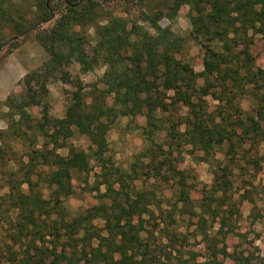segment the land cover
I'll use <instances>...</instances> for the list:
<instances>
[{
	"label": "trees",
	"instance_id": "1",
	"mask_svg": "<svg viewBox=\"0 0 264 264\" xmlns=\"http://www.w3.org/2000/svg\"><path fill=\"white\" fill-rule=\"evenodd\" d=\"M54 1L0 0V64L4 49L16 48L31 33L50 54L40 69L25 77L20 99L9 97L5 104L8 116L18 117L12 123L36 127L42 144L30 149L23 161L15 152L7 156L3 147L9 129L14 128L12 123L0 132V169L9 188L5 197L0 196V221H4V208L15 211L18 220L12 225L16 233L30 238L9 235L13 245L24 246L21 264H165L175 250L171 234L164 228L160 233L166 240L167 258L153 251L141 236L144 215L153 217L151 206L160 208L162 202L154 200V191L138 189L134 181L154 178L168 185L163 157L172 162L174 156L177 161L188 145L192 155L203 151L202 159L215 167L210 194L202 198L201 211L195 212L209 251L200 264H221L219 256L232 258V264H252L249 256L231 252L225 239L240 235L239 203L244 199L254 203L247 189L239 200L234 198L233 176L236 170L241 174L260 168L264 161V69L249 50L256 35L264 38V0H184L190 6L189 37L160 24L174 3L166 11L142 12L131 20L104 16L99 0H57L65 10L54 25L44 28L55 17ZM91 29L95 43L88 50ZM187 40L204 48L203 71H196L182 58ZM72 64L82 73L100 65L105 71L87 88L67 69ZM51 80L75 86L63 117L51 116L43 101ZM245 97L252 99L251 111L241 105ZM210 98L217 104H211ZM31 106L42 108L43 121L35 125L28 110ZM138 115L146 120L142 132L147 141L156 146L155 138L164 134L166 142L146 147L135 155L130 169L124 170L116 165L108 135L121 117ZM75 132L89 139L91 154L68 144ZM64 147L68 148L66 155L58 152ZM219 148L222 160L215 156ZM11 161L16 168L4 172L1 166ZM95 167L99 171L90 188L101 203L71 215L64 200L73 193L74 176L78 174L83 184L90 185ZM168 169L178 176L172 184L180 192L177 203H186L190 198L185 171L175 167L174 160ZM42 182L50 189L48 198L39 187ZM261 192L264 195V186ZM97 219L104 226L95 224ZM208 224H218L214 235L207 232ZM18 259L13 255L7 260L16 264ZM259 262L264 264V257ZM177 264L188 262L180 259Z\"/></svg>",
	"mask_w": 264,
	"mask_h": 264
},
{
	"label": "rangeland",
	"instance_id": "2",
	"mask_svg": "<svg viewBox=\"0 0 264 264\" xmlns=\"http://www.w3.org/2000/svg\"><path fill=\"white\" fill-rule=\"evenodd\" d=\"M102 14L109 15L115 14L127 17L131 20L137 19L142 12H155L158 10L168 9V6L173 4V9L166 12L161 20L160 24L164 27H170L174 32L181 34L185 37H189L191 31V23L189 19L190 6L184 2V0H99ZM54 4L57 8L55 17L51 22L44 24V28H50L59 19L61 14L65 10V5L60 1L55 0ZM91 42L86 49L90 50L94 45V30H90ZM187 47L183 52L182 58L187 60L196 71H203L205 50L197 42L187 40ZM250 52L255 56L258 66L264 69V38L261 34L256 35L255 43L250 47ZM50 59V54L39 43L35 33H31L29 36L22 37L19 40V44L16 48L6 47L3 51V60L0 64V132L7 128L12 122H16L18 117L13 119L8 116V107L5 105L9 97L20 99V95L25 92L24 79L34 70L40 69L45 62ZM72 72L73 76L80 79L86 86L94 82H98L103 76L105 67L100 65L93 71L82 73L79 71V66L72 64L67 67ZM200 80L198 84H202ZM102 86L101 84H99ZM47 87L49 93L43 98V101L48 104L49 113L54 117H63L65 109L71 100L73 91L75 90L74 83H63L61 80H51ZM110 99V103H111ZM211 104H217V101L210 98ZM241 105L244 110L251 111L253 102L249 97L242 99ZM31 114V123L35 125L42 119L41 110L39 106L29 107ZM14 120V121H13ZM146 124V120L142 115H138L134 118L121 117L108 135L109 145L114 149L113 154L116 165L120 166L124 170H129L131 164L135 161V155L144 150L146 147H152L151 142L147 141L142 132V126ZM13 129H9V135L4 142V149L7 151V156L16 153V156L23 161L27 160V153L30 149L37 148L42 144L43 137L36 127L29 128L27 126L16 125L12 123ZM8 130V129H7ZM1 134V133H0ZM1 137V136H0ZM155 145L165 143L164 134H158L155 138ZM68 144H73L78 148L83 149L87 153H92L90 141L85 135H81L75 132L67 140ZM0 139V145H2ZM153 146L152 148L156 147ZM167 148V145L166 147ZM191 146H185L181 155H178L177 161L174 156H171V160H167L163 157L164 165L163 173L169 178L168 185L166 182L152 179H136L135 186L138 189H146L148 191L155 192L154 200H161V207L152 205L154 210V216L149 217L144 215L145 230L142 231L141 236L151 244V249L162 258H167L166 253V240L160 235L161 230L166 229L173 238L175 250L170 259L165 261V264H177L180 259L188 262V264H200L207 260L209 251L207 249V242L203 239L201 233V222L196 213L201 211L200 205L203 201V197L210 194V185L213 183V171L214 163L212 161H205L202 159L203 151L196 150L195 154L190 153ZM9 149V150H8ZM165 150V149H164ZM262 151V150H261ZM60 154L66 155L68 148L58 149ZM176 154V152H175ZM216 158L223 159V151L221 148L217 150ZM147 160V159H146ZM174 166L180 170L185 171L187 191H189V201L178 202L180 192L177 187L172 184L177 180L178 176H174L172 171L168 168ZM3 171L6 172L9 169L14 170L16 164L10 162L5 166H1ZM45 170L47 167H44ZM6 170V171H5ZM99 171L98 167H95L90 174V185H85L81 181V177L75 174V178L72 181L73 193L64 200L68 212L71 215H77L84 212L88 207L101 203V200L97 197V192L92 191L90 186L95 181L94 173ZM165 176V178H167ZM37 179L36 176L33 177ZM233 188L231 192L234 194V198L239 200L242 192L247 189L248 195L253 198L254 203L244 199L239 203L238 207L242 213V217L238 220L237 230L240 235H230L225 239V242L231 252H236L237 255L241 254L244 257L249 256L252 264H260V259L264 257V195L261 190L264 186V161L260 164V168H254L252 170L242 171L240 174L236 170V174L233 176ZM39 187L42 189L43 195L49 197L50 189L45 183H41ZM23 189H27V185L23 186ZM102 191H105V186H102ZM9 192V188L6 186V174L2 173L0 169V196L5 197ZM105 202H110L106 200ZM177 203V207L173 204ZM172 213V214H171ZM171 214V216H170ZM2 215L4 221H0V264H10L7 260L16 255L18 261L16 264H21V252L24 248L23 245H13L9 235L16 234L21 236V240H30L28 236L18 235L16 228L12 224H15L18 220V216L15 211L8 212L7 209H3ZM137 221V218H135ZM95 224L99 227L104 226L102 219L95 220ZM218 228V224L214 227L208 224L206 230L209 234L214 235ZM28 237V238H27ZM27 238V239H26ZM51 240L52 237H48ZM28 241L24 244L27 245ZM60 246V242H58ZM221 264H232V258L218 257Z\"/></svg>",
	"mask_w": 264,
	"mask_h": 264
}]
</instances>
